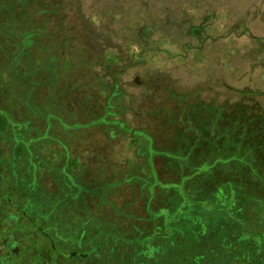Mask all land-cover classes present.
<instances>
[{"label": "rangeland", "instance_id": "rangeland-1", "mask_svg": "<svg viewBox=\"0 0 264 264\" xmlns=\"http://www.w3.org/2000/svg\"><path fill=\"white\" fill-rule=\"evenodd\" d=\"M177 1L14 0L0 12V113L13 123L11 136L26 128L45 153L39 197L53 193V174L67 162L82 184L99 185L89 201L93 225L117 219L120 206L173 209L176 197L196 204L189 209L199 227L205 211L218 212L205 208L211 201L246 216L248 229H264L251 200L264 196V0H205L174 14ZM168 15L172 24L139 34ZM5 138L0 134V159L12 157L15 147ZM7 177L0 173L2 189L15 210L26 211V191ZM6 209L0 202V215ZM37 223L30 237L20 231L23 239L0 226V264L68 261L64 253L41 257V246L55 245ZM62 226L67 243L86 238L75 222ZM222 232L231 239L234 230ZM207 234L202 251L184 250L182 264H226L221 240L208 241ZM233 241L231 264H259L252 243ZM158 258L152 264H167Z\"/></svg>", "mask_w": 264, "mask_h": 264}, {"label": "trees", "instance_id": "trees-1", "mask_svg": "<svg viewBox=\"0 0 264 264\" xmlns=\"http://www.w3.org/2000/svg\"><path fill=\"white\" fill-rule=\"evenodd\" d=\"M202 1L205 0H178L175 3V10L172 11L174 14L179 11H187L190 7L198 6ZM13 3L14 0H0V12L11 7ZM145 9L150 10L152 8L146 5ZM167 18V21H164L156 17L155 22H147L139 34L142 36L150 35L155 30L162 29L163 27L161 28V26L172 24L174 18L169 15ZM31 35L27 34L24 36L25 44ZM132 45L137 46L138 44L135 42ZM140 47L142 48V43L139 44ZM113 59L115 60V58ZM12 124L8 114L0 113L1 137L5 138L6 136L8 141L15 143L12 157L0 159V166L3 168L0 173L4 177L11 175L10 178L15 180L16 189L19 192L26 191L27 210L23 212L22 210L18 209L17 211L14 209L10 193L2 189L0 182V202L7 205L5 213L0 215V226L4 228L12 227L15 234L19 232L18 238L23 239V229L26 231L23 236L30 237L32 232L30 224L34 225L35 221L37 223V220L45 219V225L37 224L42 229L40 231L47 232L45 236L52 240V244L55 247L53 249L51 245L46 246L48 248L41 246V257L44 259L48 260L49 257H53L54 253H64L68 259L65 264H152V257L156 256L167 264H170V261H173L174 258L178 262L173 264H182L181 262L184 258L181 254H184V250L188 249L189 252L191 249L195 250L196 246H199L201 239L205 238V233L207 232L208 241H217L218 238L221 240L223 244L220 247L223 249L221 251L222 253H227L226 259L228 260L226 264H231L232 257L230 258L228 253L231 252L233 245L228 243L233 240V242L235 240L239 241V245L245 248L252 243L259 255L257 262L264 264V229H248L249 226L245 220L246 216L239 215L240 212L231 213L228 206H226L227 208H217L215 207L216 203L211 201L206 203L205 201V208L217 210L219 213L213 212L212 216H207L205 211L204 228L196 225L195 212L189 209L196 204L192 200L185 201L176 197L171 199L173 209L167 210L163 208L167 211H163V209H160L161 212L159 210L154 211V208L147 204L145 209L140 212L139 210H128V207L123 208L120 206V208L116 209L117 219L113 217V219L110 218L93 225L95 216L89 209L93 208L89 205V201L97 194L96 187L99 185L97 186L93 183L82 184L78 180L77 175L70 172V162H67L62 169L56 168L53 174L56 180V189L53 193H45L39 197L38 187H36L37 176L49 167V163L43 157L45 153L41 151V148H36V140L24 134L27 132L26 128H24L25 130H21L23 128L18 129L12 136L10 135L13 131V128H11L13 127ZM78 164V160H73L72 168L76 169L79 166ZM4 165H7V167L4 168ZM69 179L74 181V187H70V185L65 187V182L69 183ZM128 179L135 180L130 176ZM101 186L106 187L107 185L103 183ZM241 197H244L242 192ZM215 198L217 197L215 196ZM251 200L259 204L257 214L264 225V207H262L264 205V196L260 198L254 196ZM69 201L72 202L71 205ZM168 211L171 212V216L163 217L164 213ZM157 212L159 215L163 213L161 214L162 217L159 218V216L155 217L153 215V213ZM196 212L199 213V209ZM144 213L145 216L143 215ZM29 219L32 220V223ZM63 220L65 222L67 220H71L72 223L75 222V228H77V225L82 228L81 236L86 238L79 241L78 237L75 242L69 241V243L65 239H61L62 233L60 232H62ZM149 222L152 223V227L147 231V223ZM225 227L233 228L234 232L232 235L230 234L231 239H229L227 233L222 232ZM237 236H239L238 239H236ZM37 237L40 239L41 234ZM59 241H62L67 248L63 249L60 247ZM177 242L182 243V247H176ZM13 245H16V242H13ZM199 247L200 251H202V246Z\"/></svg>", "mask_w": 264, "mask_h": 264}, {"label": "flooded vegetation", "instance_id": "flooded-vegetation-1", "mask_svg": "<svg viewBox=\"0 0 264 264\" xmlns=\"http://www.w3.org/2000/svg\"><path fill=\"white\" fill-rule=\"evenodd\" d=\"M4 256H5V254H4Z\"/></svg>", "mask_w": 264, "mask_h": 264}]
</instances>
